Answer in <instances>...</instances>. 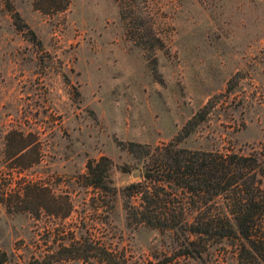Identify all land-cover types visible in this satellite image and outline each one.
Here are the masks:
<instances>
[{
    "label": "rangeland",
    "instance_id": "1",
    "mask_svg": "<svg viewBox=\"0 0 264 264\" xmlns=\"http://www.w3.org/2000/svg\"><path fill=\"white\" fill-rule=\"evenodd\" d=\"M11 3L34 33L16 29L0 2V199L10 194L0 201V249L11 264H35L70 230L133 264H238L226 240L199 255H175L178 232L125 218L119 189L139 181L143 169L128 143L165 142L196 111L202 119L178 146L259 156L217 201L264 264V0H136L124 18L115 0H68L51 14L31 0ZM134 22L137 33L127 27ZM9 129L40 143V158L20 172L3 153ZM101 154L112 162L113 199L78 177ZM22 179L67 192L72 210L64 218L34 216L11 200ZM252 186L263 195L254 210L258 236L241 224L242 196Z\"/></svg>",
    "mask_w": 264,
    "mask_h": 264
},
{
    "label": "trees",
    "instance_id": "2",
    "mask_svg": "<svg viewBox=\"0 0 264 264\" xmlns=\"http://www.w3.org/2000/svg\"><path fill=\"white\" fill-rule=\"evenodd\" d=\"M115 1L119 14L124 18L123 9L134 8L136 0ZM0 2L8 11L14 27L21 32H29L30 38H34L33 31L14 9L11 0ZM67 3L68 0H31L32 7L44 14L61 11ZM131 14L132 12L127 15L128 19L132 18ZM127 27L131 28V33L140 30L135 22ZM200 119L201 113L194 112L179 131L165 142L152 146L147 143H128V149L141 158L143 169L140 171L142 178L139 181H131L119 189L126 221L178 232L181 239L175 255H199L209 245L226 240L236 248L238 264H262L256 254L240 239L238 226L233 224L217 201L218 196L246 178L259 164V156L255 153L240 154L231 150H203L178 146L177 142L186 136ZM29 136L30 133L24 134L17 129H9L4 135L3 153L10 160L9 168L16 172L40 158V143L34 137L28 139ZM29 155L32 157L29 158ZM26 159L27 162L23 164ZM111 164L109 157L104 154L88 158L84 172L78 177L83 185L98 190L107 199H113L116 191L109 176ZM246 191L248 196L243 194L240 207L241 224L250 227L254 231L253 234L258 236L255 232L257 216L254 215V210L262 203L260 201L263 200V195L257 187L254 190L253 186ZM9 195L3 194L0 201L6 202ZM135 195H138L136 204L132 202ZM11 200L34 216L45 212L64 218L72 210L67 192L55 193L39 180L22 179ZM51 229L49 226L48 231ZM61 232L67 233L64 229H61ZM68 232L69 235H63L54 247L35 258V264H53L73 258L81 259L85 264H133L123 253L110 248L104 241L94 240L90 234L76 236L73 230ZM164 260H156L150 264H161ZM0 264H11L9 254L3 249H0Z\"/></svg>",
    "mask_w": 264,
    "mask_h": 264
},
{
    "label": "water",
    "instance_id": "3",
    "mask_svg": "<svg viewBox=\"0 0 264 264\" xmlns=\"http://www.w3.org/2000/svg\"><path fill=\"white\" fill-rule=\"evenodd\" d=\"M133 174H138V171H135Z\"/></svg>",
    "mask_w": 264,
    "mask_h": 264
}]
</instances>
